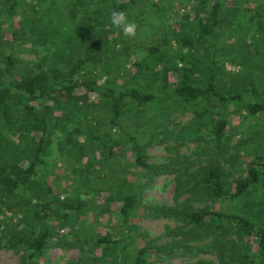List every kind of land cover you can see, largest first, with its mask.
<instances>
[{"label":"trees","instance_id":"1","mask_svg":"<svg viewBox=\"0 0 264 264\" xmlns=\"http://www.w3.org/2000/svg\"><path fill=\"white\" fill-rule=\"evenodd\" d=\"M36 1L37 9L32 2L0 0V23L7 20L10 25H18V29L12 31V40L22 41L19 45L26 40L37 41L39 48L49 34L44 19L55 27L51 35L57 34V22L66 21L72 30L64 37V42H76L75 52H79L80 56L57 55L54 51L57 59L52 65L41 68L40 59L35 63L36 70L32 64H27L25 66L31 68H23V73L11 80L1 75L11 73L12 54L3 56L0 61L3 62V66L0 63V145L6 142L13 147L12 159L0 162V205L8 211L21 213L24 218L25 225L5 241L7 248L22 253L24 264H37L49 245L52 238L49 213L55 212L56 219L67 222L70 214L77 213L83 205L81 202L55 206L47 202L28 201L20 205L15 198L16 191L30 183L42 163L54 105L59 101L85 105L90 96L99 99L111 117L109 128L96 134L95 139L102 148L101 153L108 159L113 157L114 148L118 145L112 134L113 129H119L116 122L127 114L139 116L153 99V94L147 92L151 88L148 81L144 91L133 87L119 89L112 86L108 78L103 84H96V70L104 62L106 44L111 41L108 36L115 39L110 13L113 10L126 13L132 10L140 21L143 12L140 9L151 6L156 10L158 6L153 0H64L68 4L64 18L61 11L59 16L57 12L49 15L50 9L43 10L42 0ZM196 2L190 15H179V29L167 25L162 26L161 31L157 28L146 35L147 38L151 36L152 44L144 47L147 56L143 60L130 64L131 80L139 75L145 79L151 77L155 83L153 88L157 89L173 84L175 102L182 103V108L191 107L197 121L207 118L210 122L214 149L219 156L227 147L225 134L230 129L229 116L234 112L249 120L251 135H245L237 142L234 154L225 161L227 168L220 164L218 158L206 159L205 164L186 157L180 160L174 157L163 164L150 163L143 149L132 143L135 171L131 179L135 183L127 182L124 190L121 189L123 185L111 187L96 218L98 225L100 216H111L119 221L120 231L117 234L101 233L96 228L93 235L78 240L73 244L79 254L74 264H154L161 260L160 254L190 257L200 254L213 257L215 264H264V217H260L261 213L254 214L253 210L244 207L223 212L216 205L220 201L234 202L248 196V193L264 191V104L255 100L253 83L250 94L254 96L247 99L235 92L222 94L210 65L200 81L190 76L191 72L187 69L190 50L199 45L200 40L212 36L222 20L226 19L221 15V0ZM22 4L27 6L28 12L20 8ZM256 10L249 8L247 11L252 16L264 17V6L257 5ZM168 14L169 17L171 11ZM252 23L260 29L259 32L263 29L259 20L252 19ZM151 24L154 25V22ZM122 38L127 37L119 36L117 42H124ZM171 41L175 42L178 50L184 48V51L176 54L168 52ZM121 49L128 62L127 58L133 56L132 47ZM87 68L93 72L90 77L83 78L79 73ZM178 71L181 74L174 77ZM58 106L62 108L60 104ZM30 134L33 136L27 137ZM167 174L174 175L175 179L171 204L142 203L141 193L153 177ZM116 205L117 210L114 211ZM256 205L264 214V209ZM148 218H163L175 223L171 228L166 227L163 234L165 242L157 243L160 237L147 240V235L137 230L138 224ZM196 264L208 263L198 259Z\"/></svg>","mask_w":264,"mask_h":264},{"label":"rangeland","instance_id":"2","mask_svg":"<svg viewBox=\"0 0 264 264\" xmlns=\"http://www.w3.org/2000/svg\"><path fill=\"white\" fill-rule=\"evenodd\" d=\"M23 1L32 2L35 9L39 8L36 0ZM153 2L158 3L156 10L151 6L140 9L141 12L143 11L140 21L132 10L128 11V19L139 25L134 41L130 38H122L124 42H117L116 39L119 36L123 37V34L119 29L114 28L115 39L108 36L111 41L107 39L109 43L106 44V58L99 67L96 66L97 77L94 80L97 85L103 84L108 78L112 86L120 87L119 89L133 87L144 91L148 81L151 88H148L147 92L153 94V99L139 116L127 114L116 122L119 129L112 130L113 139L118 142L114 148V156L108 159L102 154L100 151L102 148L95 139L96 134L109 128L108 120L111 117L108 109L99 99L90 96L85 105L60 103V101L54 105L53 113L49 118L50 126L46 134L42 163L38 165L37 173L30 183L16 191L15 198L20 205L27 203L26 201L47 202L55 206L60 203L76 205L81 202L83 205L77 213L70 214L67 222L56 219L55 212L49 213L52 238L37 264H74L79 254L73 244L78 240L93 235L96 228L101 233L102 231L119 233V221L111 216L108 218L100 216L97 225L96 218L99 207L110 194L111 187L123 185L121 189L124 190L128 186L127 182L135 183L131 179L132 172L135 171L131 153L132 143L143 149L150 163L163 164L174 157L179 160L186 157L190 161L196 160L199 164L201 162L205 164L206 159L218 158L220 164L227 168L228 163L226 164L225 161L234 154L233 149L237 142L250 134L249 120L243 119L237 111L231 114L230 129L225 134V138H228L227 147L219 156L214 149L210 122L207 118L197 121L191 107L182 108V103L175 102L177 99L172 95L173 84L157 89L153 88L155 83L151 77L145 79L139 75L131 80L132 72L128 69L130 64L143 60L147 56L144 47L152 42L151 36L147 38L146 35L167 25L179 29L178 24L181 21L179 15L187 13L190 15L192 5L197 4L196 0H153ZM41 4L44 11L50 9L49 15L57 12L59 16L61 11L65 18L68 4L64 0H42ZM22 5L20 8L28 12L27 6ZM257 5L263 7L264 0H221V15L226 19L222 20L212 36L200 40V44L190 50L189 66L186 68L191 72L192 78L200 81L210 65L214 69L217 88L222 94L235 92L243 94L245 99L255 95V100L264 104V17L252 16L247 11L249 8L256 10ZM158 10L161 12H157ZM170 11L171 15L168 17ZM251 18L262 23L263 29L260 32ZM44 21L49 38L46 37L39 48L37 41L26 40L24 44L19 45L22 41H14L11 37L12 31L18 29V25H10L7 20L0 23V61L9 53L14 59L11 73H2L3 78L8 80L17 78L23 73V68H31L25 66L27 64L30 66L32 64L33 69L36 70L35 63L40 59L41 68H46L57 59L54 51H57V55L70 54L73 58L80 56L79 52H75L76 42H64V37L68 33L71 34L70 23L57 22V34L51 35L55 27L46 18ZM152 22L154 25L151 24ZM155 32L157 35V31ZM121 46L128 49L132 47L133 56L127 58L128 62L126 57H123L124 51ZM176 47L175 42L171 41L168 52L176 54L184 51V48L178 50ZM0 63L3 66V62ZM91 72L93 70L87 68L79 74L83 78H88ZM180 74L178 71L174 77H179ZM251 83L254 84V95L250 94ZM59 104L61 109L59 106L56 107ZM32 136L30 134L27 137ZM13 137L16 138V133ZM7 140L10 144V137ZM10 146L6 142L0 145V162L12 159L13 147ZM5 153L6 155H3ZM124 176L126 181L122 179ZM174 188V175L153 177L142 191L141 201L144 204H171ZM238 201L224 200L216 205L223 212L236 211L234 209L244 207L253 210L254 214L261 213L260 217H264L256 205L259 204L264 209V191L248 193V196ZM116 210L117 205L114 208V211ZM23 219L21 213L8 211L0 205V264H24L20 251L5 246L8 236L16 234L18 229L25 225ZM174 224L173 221L163 218H148L138 224L137 230L144 232L147 240L160 237L157 243H163L166 241V237L163 236L166 227L171 228ZM137 230L133 231L137 232ZM160 257L161 260L155 261L154 264H196L198 259L208 264L209 262L215 264L213 257L200 254L191 257L160 254Z\"/></svg>","mask_w":264,"mask_h":264},{"label":"clouds","instance_id":"3","mask_svg":"<svg viewBox=\"0 0 264 264\" xmlns=\"http://www.w3.org/2000/svg\"><path fill=\"white\" fill-rule=\"evenodd\" d=\"M112 26L119 29L127 38H135L137 35V24L128 19V14L123 10H113L110 13Z\"/></svg>","mask_w":264,"mask_h":264}]
</instances>
